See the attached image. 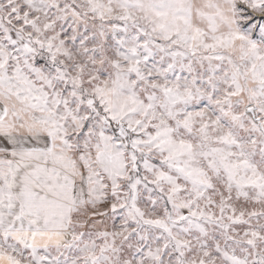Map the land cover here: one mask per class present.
<instances>
[{"label":"snow or ice","instance_id":"1","mask_svg":"<svg viewBox=\"0 0 264 264\" xmlns=\"http://www.w3.org/2000/svg\"><path fill=\"white\" fill-rule=\"evenodd\" d=\"M0 264H264V0H0Z\"/></svg>","mask_w":264,"mask_h":264}]
</instances>
